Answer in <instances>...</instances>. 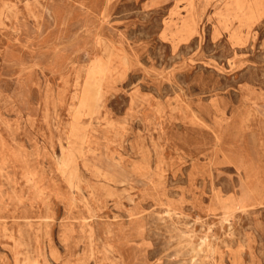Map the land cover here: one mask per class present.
<instances>
[{"label":"rangeland","instance_id":"rangeland-1","mask_svg":"<svg viewBox=\"0 0 264 264\" xmlns=\"http://www.w3.org/2000/svg\"><path fill=\"white\" fill-rule=\"evenodd\" d=\"M0 61V264H264V0H0Z\"/></svg>","mask_w":264,"mask_h":264},{"label":"bare ground","instance_id":"bare-ground-1","mask_svg":"<svg viewBox=\"0 0 264 264\" xmlns=\"http://www.w3.org/2000/svg\"><path fill=\"white\" fill-rule=\"evenodd\" d=\"M94 5V4H93ZM91 11V10H90ZM36 17H37V15H35ZM40 16V15H39ZM17 18V17H16ZM14 20V19H13ZM24 21V20H23ZM10 22V21H9ZM36 22H37V20H36ZM23 23V22H22ZM36 25V24H35ZM17 27H18V25H16ZM24 26V25H23ZM9 27V26H8ZM6 29V28H5ZM20 29V28H19ZM10 30H12V29H10ZM36 30V29H35ZM15 31L16 30H14L13 32H14V34H15ZM8 32V31H7ZM18 32V31H17ZM21 32H22V30H21ZM20 33V32H19ZM24 33H26V32H24ZM27 34V33H26ZM17 37V36H16ZM28 37V36H27ZM13 38H14V36H13ZM26 38V37H25ZM30 38H31V36H30ZM26 41V40H25ZM29 42V41H28ZM33 42V41H32ZM36 42V41H35ZM27 43V42H26ZM33 44V43H32ZM30 46V45H29ZM18 49V48H17ZM18 54V53H17ZM19 55V54H18ZM29 57V56H28ZM87 59H88V57H87ZM1 62V61H0ZM75 64H77V63H75ZM70 69H71V67H70ZM45 70H46V68H45ZM93 71H96V70H98V68L96 69V68H94V69H92ZM44 72V71H43ZM19 73H20V71H19ZM20 75V74H19ZM105 75L106 76H108V72H106L105 71ZM26 77V76H25ZM18 78V77H17ZM5 79V78H4ZM25 79V78H24ZM34 84V83H33ZM31 86V85H30ZM37 87V86H36ZM25 99V98H24ZM30 104V103H29ZM34 119V118H33ZM89 164V163H88ZM83 165V164H82ZM91 166V165H90ZM85 167H86V164H85ZM96 167V166H95ZM90 168V167H89ZM96 169H97V167H96ZM103 170V169H102ZM96 172V171H95ZM107 173V172H106ZM99 175V174H98ZM132 219V218H131ZM90 224V223H89ZM94 225V224H93ZM90 229V228H89ZM91 230V229H90ZM88 233V232H87ZM121 233V232H120ZM96 234V233H95ZM109 234V233H108ZM108 237V236H107ZM123 242H125V241H123ZM117 243V242H116ZM117 245H118V243H117ZM110 246V245H109ZM124 263V262H123Z\"/></svg>","mask_w":264,"mask_h":264}]
</instances>
